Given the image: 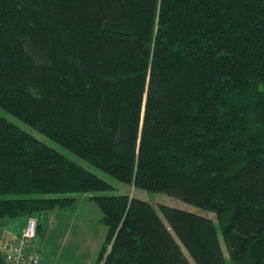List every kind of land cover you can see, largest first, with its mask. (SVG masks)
I'll return each instance as SVG.
<instances>
[{
  "label": "trees",
  "instance_id": "1",
  "mask_svg": "<svg viewBox=\"0 0 264 264\" xmlns=\"http://www.w3.org/2000/svg\"><path fill=\"white\" fill-rule=\"evenodd\" d=\"M0 107L219 226L94 194L96 264H264V0H0ZM112 188L0 115V222Z\"/></svg>",
  "mask_w": 264,
  "mask_h": 264
},
{
  "label": "rangeland",
  "instance_id": "2",
  "mask_svg": "<svg viewBox=\"0 0 264 264\" xmlns=\"http://www.w3.org/2000/svg\"><path fill=\"white\" fill-rule=\"evenodd\" d=\"M0 115L16 124L21 129L29 132L42 142L55 148L88 171L100 176L113 186L111 190L105 192L80 193L76 195V199L71 205L62 208L56 207L38 217L43 228L41 233H37L32 241V245L34 250L41 253L47 264H96L100 248L107 233V227L101 222V210L91 198L94 194H129L130 196L149 201L157 210L158 205L166 204L194 211L212 218L220 235L219 226L214 213L195 205L185 203L166 193L140 189L133 184L116 180L98 167L77 156L66 147L38 132L2 107H0ZM33 217L37 219L36 216ZM20 222H23V218L9 221V225L13 226L12 228L15 229V231L7 232L17 234L21 228ZM221 246L227 263L231 264L222 239ZM182 249L185 255L191 259L187 250L184 247H182ZM106 252H108V248Z\"/></svg>",
  "mask_w": 264,
  "mask_h": 264
},
{
  "label": "built area",
  "instance_id": "3",
  "mask_svg": "<svg viewBox=\"0 0 264 264\" xmlns=\"http://www.w3.org/2000/svg\"><path fill=\"white\" fill-rule=\"evenodd\" d=\"M37 219L29 216L17 234L6 232L0 239V255L4 264H47L41 253L33 249Z\"/></svg>",
  "mask_w": 264,
  "mask_h": 264
},
{
  "label": "crops",
  "instance_id": "4",
  "mask_svg": "<svg viewBox=\"0 0 264 264\" xmlns=\"http://www.w3.org/2000/svg\"><path fill=\"white\" fill-rule=\"evenodd\" d=\"M9 221H12V220L4 219L0 222V239L2 238V235L6 233L7 231H12V232L15 231V229L12 228L13 226L9 225ZM24 222H25V218H23V222H20L21 227L23 226Z\"/></svg>",
  "mask_w": 264,
  "mask_h": 264
},
{
  "label": "water",
  "instance_id": "5",
  "mask_svg": "<svg viewBox=\"0 0 264 264\" xmlns=\"http://www.w3.org/2000/svg\"><path fill=\"white\" fill-rule=\"evenodd\" d=\"M0 264H4V262H3V259H2V258H0Z\"/></svg>",
  "mask_w": 264,
  "mask_h": 264
}]
</instances>
